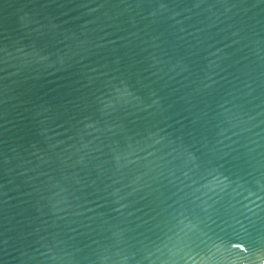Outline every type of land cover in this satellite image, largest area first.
I'll return each mask as SVG.
<instances>
[{
  "label": "water",
  "instance_id": "95a60500",
  "mask_svg": "<svg viewBox=\"0 0 264 264\" xmlns=\"http://www.w3.org/2000/svg\"><path fill=\"white\" fill-rule=\"evenodd\" d=\"M0 264H264V0H0Z\"/></svg>",
  "mask_w": 264,
  "mask_h": 264
}]
</instances>
